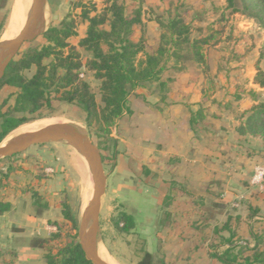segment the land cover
Segmentation results:
<instances>
[{
	"label": "rangeland",
	"instance_id": "obj_1",
	"mask_svg": "<svg viewBox=\"0 0 264 264\" xmlns=\"http://www.w3.org/2000/svg\"><path fill=\"white\" fill-rule=\"evenodd\" d=\"M16 1L10 0L7 9L0 12V42L16 38L26 22L32 0L29 1L21 28L14 36L11 37L13 33H10L6 38L5 34ZM109 1L48 0L45 9L46 30L65 19L80 22L78 18L82 12L80 3L89 9L94 7L101 13ZM119 2L141 11L142 26L137 33V39L143 42L144 50L139 54L137 63L144 61L146 54L160 45L161 36L167 35L163 25L167 24L169 19L179 17L190 26V43L180 49L171 45L166 47L168 50L164 60L166 70L162 73L161 80L132 91L128 103L131 112H125L112 126L110 134L99 131L97 127L89 128L85 122L86 115L80 107L62 104L55 114L29 120L13 130L0 146H5L21 134L55 123L75 124L87 133L105 156L104 169L108 179L100 217L99 251L111 264H137L144 252L149 249L152 237L156 240L157 226L165 218L164 197L175 195L169 190V174L163 175L158 172L149 176L144 174L145 169L141 162H144L146 157L141 151L149 152L154 158L152 162L155 163V158L162 154L158 149L162 145L160 142L166 138L160 124L171 116L186 121L190 117V111L196 112L203 108L209 122L225 127L224 131L219 132L224 140L222 145L226 147L229 145L233 155L245 152L244 157L245 155L249 157L242 168L239 165L238 171L231 167H221V171L227 177L224 187L223 183L218 186L212 185L210 188L214 192L210 197H205L204 202H201L204 198L201 193L204 194L206 189H202L198 195L192 193L193 196L191 189L185 190L184 196L191 197H184L181 202L190 200L199 202L191 210V214L196 212L198 215L189 221V224L194 222L200 229L197 232L194 228L190 231L201 238L203 247L200 249L201 259L204 256L206 261L198 264H222L211 256L217 252L223 254L227 250L224 239L230 238L232 234L236 244L248 245V249L240 252L242 263L243 257L251 256L255 252L257 243L252 235L258 237L259 248H264V185L263 189H260L251 184L255 166H264V138L250 135L234 136V130L243 122L238 117L245 110H251L256 104L264 102V88L255 84L256 67L259 66L264 72V29L254 19L227 9L226 0H119ZM26 7L27 2L23 6V16ZM76 32L77 36L71 41V47H75L76 50L73 58H77L79 54L85 64L89 56L79 46L84 32L83 25L78 23ZM201 36L211 38L209 44L202 48L205 60L202 65L195 61L191 49V43ZM37 46H42L37 39L26 43L19 54ZM175 51L179 56H173ZM69 54L70 51L66 50L65 56ZM34 72L35 69H31L23 72V75L31 78ZM83 72L85 75L83 79L88 81L96 95L97 103L100 104L99 81L93 72L87 69ZM15 98L16 89L6 88L0 92V107L7 101V104L1 107L2 114L15 113L13 112ZM221 114L223 115L221 119L213 118ZM184 129L185 126H182L183 132ZM182 131L180 136L185 134ZM153 132L159 133V136H151ZM187 133L190 136L189 131ZM161 149L165 150L164 147ZM250 161L254 162L255 168L249 167ZM157 170L160 168L157 167ZM6 174H9L10 180L8 184L10 196L6 198L9 211L18 213L20 218L17 224L23 226L24 231L28 230L26 235L19 233L23 239L17 241L14 246L20 249L33 248L32 245L37 238L57 232L55 222L60 224L68 222L62 214V209L56 207L54 201L50 208L41 209L33 198L36 191L50 192L59 200L67 195L79 228L82 215L92 197L93 182L87 162L73 148L65 143L47 144L32 147L12 158L1 159L0 176ZM201 176L203 177V173ZM0 191L6 194L4 189ZM182 192L180 191L181 194ZM143 194L154 196L150 211L140 206L139 196ZM181 194L177 193L175 196ZM213 202L224 204L225 209L223 213L220 209H214L215 219L208 224L207 219L211 214L204 212L201 205H211ZM123 213L134 218V225L128 233L121 232L116 224ZM31 223L37 225L35 230ZM225 224H228L231 232L224 230ZM216 226L219 232L215 231ZM9 230L13 232L12 227H6L1 231V242H5L10 234ZM178 233L179 231L174 234L178 236ZM165 240L170 245L178 241L177 237L172 236H167ZM181 252V248L173 247L169 256L177 259ZM236 252L238 253L239 249L234 251ZM24 256L16 259L18 260L16 263L45 264L44 253L41 250L29 255L33 258L31 261L26 260ZM155 257L160 258L161 253L155 254Z\"/></svg>",
	"mask_w": 264,
	"mask_h": 264
},
{
	"label": "trees",
	"instance_id": "obj_2",
	"mask_svg": "<svg viewBox=\"0 0 264 264\" xmlns=\"http://www.w3.org/2000/svg\"><path fill=\"white\" fill-rule=\"evenodd\" d=\"M238 1L237 4V0H226L227 9L254 19L264 29V0ZM9 2L10 0H0V12L7 9ZM79 6L82 7L78 17L80 22L65 19L47 29L37 39L42 46L18 54L7 68L0 82V92L6 88L16 89L13 109L15 113L2 114L1 107H4L7 101L0 107V144L19 126L29 120L55 114L62 104L80 107L86 115L85 122L89 128L97 127L99 131L110 134L112 126L123 117L125 112H131L128 103L132 91L145 84L161 80L160 77L166 70L164 63L168 53L166 47L171 45L180 49L190 43V26L179 17L171 18L163 25L167 35L161 36L160 45L148 52L144 61L137 63L139 54L144 50L143 42L137 39V33L142 26L140 10H134L133 6H127L119 0H110L101 13H98L94 7L87 8L85 4L80 3ZM78 23L84 27L79 46L89 56L85 64L79 54L77 58H73L76 50L75 47H71V41L77 36ZM210 39L208 36H201L191 43L194 59L201 65L205 63L202 48L209 44ZM66 50L70 51L68 56H65ZM175 55L179 56L176 51L173 53V56ZM256 68L255 84L264 88V72L259 66ZM31 69H35L34 75L26 78L23 72ZM84 69L93 72L100 83V104L97 103L96 95L88 81L83 79ZM190 113L187 122L190 136L184 131L186 134L177 137L178 144L175 146L172 145L171 138L175 135L168 131L165 140L160 142L162 145L158 149L162 154L159 158H155V163L152 162L154 158L149 152L144 154L141 151L146 157L144 162H141L146 176L155 172L169 174V190L175 195L181 194L180 191L183 192L181 196L164 197L165 218L159 222L155 233L157 250L154 254L146 250L137 264H198L206 261L204 256L201 259L200 249L203 248L201 238L190 233L193 228L196 232L200 230L194 222L189 224L191 218L198 215L196 212L191 214V210L199 202H191V200L181 202V199L191 197L184 196L185 190L191 189V194L198 195L202 189H206L204 194L201 193L204 197L201 202H204L205 197H210L214 192L210 188L212 185L218 186L223 183L224 187L227 177L221 171V167H231L238 171L239 165L242 168L249 157L247 155L244 157L245 152L233 155L229 145L227 147L222 145L224 140L219 132L224 131L225 127L209 122L203 108ZM222 117V114L213 116L217 120ZM238 118L243 122L234 130V136L250 135L264 138V102L256 104L251 110H245ZM154 135L159 136V133L151 134ZM161 147L165 150L163 151ZM181 154L187 156L188 160L182 158ZM102 158L104 164L105 156L102 155ZM254 165V162L250 161L249 167L253 168ZM157 167L160 170H157ZM8 179L9 174L0 176V189L6 192L4 194L0 191V214L9 209L6 200L10 196ZM33 198L41 209H48L55 202L56 207L62 209V214L68 221L65 224L55 222L57 232L47 238L35 240L34 247L44 253L45 264H92L86 259L79 245L78 223L71 210L68 196L59 200L47 191H36ZM201 207L204 212L211 214L207 219L208 224L215 219L214 209H220L222 213L225 209L224 204L217 202L211 205L202 204ZM116 224L121 232L128 233L134 225V218L123 213ZM120 225L122 227H119ZM224 227V230L231 232L228 224ZM177 231H179L178 236L174 234ZM215 231L219 232L217 226ZM167 236L177 237L178 241L170 245L165 240ZM252 237L257 243L255 252L251 256L243 257L242 263H240L242 257L240 252L248 249V245L236 244L234 234L224 239L227 250L223 254L217 252L211 257L222 264H264V248H259L256 235ZM173 247L181 248V255L177 259L169 256ZM236 249H239L238 253H234ZM157 253H161L158 259L155 257ZM10 257L14 259H4L0 264H17L16 255Z\"/></svg>",
	"mask_w": 264,
	"mask_h": 264
},
{
	"label": "water",
	"instance_id": "obj_3",
	"mask_svg": "<svg viewBox=\"0 0 264 264\" xmlns=\"http://www.w3.org/2000/svg\"><path fill=\"white\" fill-rule=\"evenodd\" d=\"M48 0H32L26 22L12 40L0 42V82L11 62L26 43L34 42L46 31L45 9ZM65 143L87 162L93 182L92 197L85 208L78 228V241L86 259L92 264H109L99 255L100 215L107 188L101 151L91 137L71 123H55L13 138L0 146V160L25 153L35 146Z\"/></svg>",
	"mask_w": 264,
	"mask_h": 264
},
{
	"label": "crops",
	"instance_id": "obj_4",
	"mask_svg": "<svg viewBox=\"0 0 264 264\" xmlns=\"http://www.w3.org/2000/svg\"><path fill=\"white\" fill-rule=\"evenodd\" d=\"M166 119H167V121H165L164 123L162 122L160 124L161 125V129H162V131L165 132V135H167L168 131H170L176 136V137L175 136L171 137L172 138V145L176 146L178 144V138L177 137L181 135L180 132L182 131V126H185L184 131H186V133L188 131L187 122H188L189 118L186 121H182L179 118H176V117H173V116H171L170 118H166ZM183 135L184 134H182V136ZM187 146H189V145H187ZM164 153H166V152H164ZM181 157L184 158V159L188 158L187 156L185 157L184 154H181ZM193 162H195V161H193ZM253 174H254V171H253ZM107 187H108V179H107ZM106 190H107V188H106ZM139 197H140L139 201L141 202L140 206L142 208H144L146 211H150V208H152V206H153V198L152 197H154V196L151 195V194H143V196H139ZM102 205H103V200H102ZM100 217H101V215H100ZM19 218L20 217H19L18 213H11L9 211V209L7 211H5V212L0 214V233H1V231L5 230L6 227L7 228L12 227V231H13L11 233V230H9L10 234L7 237V239L5 240V242L4 241L3 242L0 241V261H2L4 259H7V260L8 259L9 260L12 259L13 260L14 257L12 258V257H10V255H13V256L16 255V259H18L19 257L21 258V256L23 257V255H25L24 256L25 259L31 261L33 258H32V256H29V255H31L32 252H34V251L37 252V251L40 250V249L35 248L34 244L32 245L33 248H31V247L30 248H26L25 247L23 249H20V248L14 246L17 241L23 239V238H20L22 236H19V233H23V234L26 235L27 231H28V230L24 231L23 230L24 227L23 226L21 227V226H19L17 224L18 221H19ZM6 222H7V224H6ZM31 225L35 226L34 230L37 228V225L35 223H33V224L31 223ZM49 236H50V234L48 236H46V237L44 236L42 238H47ZM5 247H9L8 248L9 250L7 248H5ZM156 250H157V241L155 240L154 237H152L151 242L149 241V249H148V251L150 253L154 254L156 252Z\"/></svg>",
	"mask_w": 264,
	"mask_h": 264
},
{
	"label": "bare ground",
	"instance_id": "obj_5",
	"mask_svg": "<svg viewBox=\"0 0 264 264\" xmlns=\"http://www.w3.org/2000/svg\"><path fill=\"white\" fill-rule=\"evenodd\" d=\"M29 1L30 0H17L16 1V4L13 8V12H12V15H11V18L9 21V26H8L7 32L5 34L6 38L9 36L10 33H13L11 35V37L14 36L18 32V30L21 28V26L23 25V23L25 21V15H26V12H27V9L29 6ZM26 2H27V7H26L25 14L23 16V6L25 5ZM99 255L104 261L109 263L108 260L106 259L105 255L102 254L100 251H99ZM109 264H111V262Z\"/></svg>",
	"mask_w": 264,
	"mask_h": 264
},
{
	"label": "built area",
	"instance_id": "obj_6",
	"mask_svg": "<svg viewBox=\"0 0 264 264\" xmlns=\"http://www.w3.org/2000/svg\"><path fill=\"white\" fill-rule=\"evenodd\" d=\"M251 184L254 187L263 189L264 185V166H257L254 170V174L251 180Z\"/></svg>",
	"mask_w": 264,
	"mask_h": 264
}]
</instances>
